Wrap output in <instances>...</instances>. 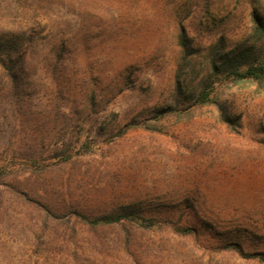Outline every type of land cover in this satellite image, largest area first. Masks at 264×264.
I'll use <instances>...</instances> for the list:
<instances>
[{
  "label": "rangeland",
  "instance_id": "1",
  "mask_svg": "<svg viewBox=\"0 0 264 264\" xmlns=\"http://www.w3.org/2000/svg\"><path fill=\"white\" fill-rule=\"evenodd\" d=\"M253 12L264 0H0L38 51L63 44L56 72L40 59L17 103H0V264H264V82L223 79L215 103L155 114L178 22L194 46H241ZM115 214L152 225L90 223Z\"/></svg>",
  "mask_w": 264,
  "mask_h": 264
},
{
  "label": "trees",
  "instance_id": "2",
  "mask_svg": "<svg viewBox=\"0 0 264 264\" xmlns=\"http://www.w3.org/2000/svg\"><path fill=\"white\" fill-rule=\"evenodd\" d=\"M26 24L16 15H0V103L8 106H14L17 103L16 99L24 91V82L35 75L40 59L45 61L52 74L63 64V44L60 43L46 50L42 49L43 52L38 51L35 37ZM177 25L178 54L172 79V94L168 105L155 110L157 119L179 114L178 103L186 104V112L183 114L215 103L212 96L223 79L257 84L264 82V61L261 55L264 50V14L255 12L251 14L248 43L241 46H231L223 37H220L207 46L197 47L192 44L185 27L180 22ZM217 108V120L230 125L231 118L223 113L220 107ZM130 126H133V123L125 124L123 131ZM23 156L26 158L27 167L22 171L34 172L37 168L33 161L34 155L25 151ZM29 160H32L30 164ZM13 192L19 204L27 203L25 202L27 198L23 197L27 196L26 193L16 189ZM41 211L45 212L43 208ZM46 217L44 216L42 229L48 227ZM135 218H140L139 225L134 224ZM90 223L97 227L122 228L127 223L133 228L148 229L152 225V220L137 216L130 219L128 215L115 214L97 217ZM225 248L236 252L241 257L262 258V253L259 252L244 253L238 244H228Z\"/></svg>",
  "mask_w": 264,
  "mask_h": 264
}]
</instances>
